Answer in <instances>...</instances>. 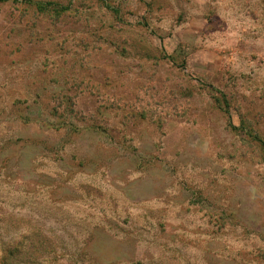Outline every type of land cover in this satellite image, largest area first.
Wrapping results in <instances>:
<instances>
[{"label":"rangeland","instance_id":"obj_1","mask_svg":"<svg viewBox=\"0 0 264 264\" xmlns=\"http://www.w3.org/2000/svg\"><path fill=\"white\" fill-rule=\"evenodd\" d=\"M14 245L19 264H264V0H0Z\"/></svg>","mask_w":264,"mask_h":264},{"label":"trees","instance_id":"obj_2","mask_svg":"<svg viewBox=\"0 0 264 264\" xmlns=\"http://www.w3.org/2000/svg\"><path fill=\"white\" fill-rule=\"evenodd\" d=\"M29 237H30V235H28L24 238H25V240L26 239L29 240L30 239ZM20 254H21V252L18 251L17 245H14L13 247H6V248L0 247V255H1V258H0L1 263L0 264H19L20 259H18V260H16V259L18 258V256ZM24 254L26 255V253H24ZM9 260H13V262H11ZM42 264H45V263H42Z\"/></svg>","mask_w":264,"mask_h":264}]
</instances>
